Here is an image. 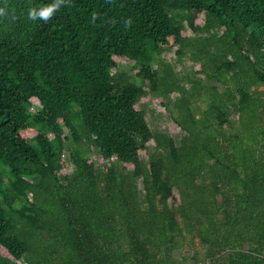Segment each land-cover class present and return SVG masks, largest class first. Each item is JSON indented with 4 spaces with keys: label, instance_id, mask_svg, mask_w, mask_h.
<instances>
[{
    "label": "trees",
    "instance_id": "1",
    "mask_svg": "<svg viewBox=\"0 0 264 264\" xmlns=\"http://www.w3.org/2000/svg\"><path fill=\"white\" fill-rule=\"evenodd\" d=\"M54 2L0 0V264H264V0Z\"/></svg>",
    "mask_w": 264,
    "mask_h": 264
},
{
    "label": "rangeland",
    "instance_id": "2",
    "mask_svg": "<svg viewBox=\"0 0 264 264\" xmlns=\"http://www.w3.org/2000/svg\"><path fill=\"white\" fill-rule=\"evenodd\" d=\"M196 23L197 24L203 23L202 16L197 18ZM185 34L191 36L192 33L190 30H186ZM163 57L168 62H171L175 66V69L177 71L180 70V72L184 71V67L189 69V67L191 66V63L187 58L178 59V57L175 53V49L167 50L166 52H164ZM118 62L120 63V67L128 68L129 66H131V64L129 62H125V61H121V60ZM197 69H198V65H194V70H197ZM172 96L174 97L175 95H172ZM144 104L147 107L146 117L148 120V124L152 129H154V127H156L163 132L171 134L172 136H176L177 134H179L178 133L179 129H177L173 126V123L170 120L169 116L167 115L165 109L162 106H160V104L158 103V101L155 98H149ZM36 109H37V105L33 104L28 109V113L30 115H32L35 113ZM63 130L66 132V129H63ZM64 156H65V159L68 160L69 156H68L67 152H65ZM91 159L93 161L98 162V156L96 154L93 155L91 157ZM68 168L70 170L72 169L70 167V163H69Z\"/></svg>",
    "mask_w": 264,
    "mask_h": 264
},
{
    "label": "clouds",
    "instance_id": "3",
    "mask_svg": "<svg viewBox=\"0 0 264 264\" xmlns=\"http://www.w3.org/2000/svg\"><path fill=\"white\" fill-rule=\"evenodd\" d=\"M63 2H64V0H55L54 3L44 5V6L40 7L39 9H37V8H29V10H28V19L32 20V21H36L37 19H40V20H43V21L46 22L61 7V4ZM6 14H7L6 10L4 8H0V16H4ZM33 104L37 105V109L40 106L39 103H33Z\"/></svg>",
    "mask_w": 264,
    "mask_h": 264
}]
</instances>
